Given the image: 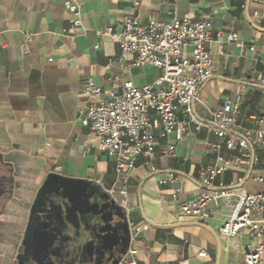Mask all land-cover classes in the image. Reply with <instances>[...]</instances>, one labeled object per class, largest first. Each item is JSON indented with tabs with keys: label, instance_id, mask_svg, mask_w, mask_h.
Returning <instances> with one entry per match:
<instances>
[{
	"label": "crops",
	"instance_id": "obj_1",
	"mask_svg": "<svg viewBox=\"0 0 264 264\" xmlns=\"http://www.w3.org/2000/svg\"><path fill=\"white\" fill-rule=\"evenodd\" d=\"M79 1L85 31L72 38L63 34L74 20L65 0H0V264H119L121 260L120 264H127L133 260L112 243L114 239L112 248L104 247L98 236L95 212L109 201L119 205L107 191L118 189L121 180L114 160L100 151V139L81 122L88 102L83 89L90 79L105 93L120 91L126 80L137 87L155 83L161 69L133 67L134 56L123 57L119 43L100 32L109 27L119 30L131 15H141L144 22L150 18L167 22L171 12L213 22L214 39L206 47L216 71L199 89L201 103L194 105V116L204 127L198 131L193 124L180 143L175 136L161 138L162 146L175 144L174 155L167 156L159 148L152 161L142 157L136 163L128 181V209L121 206L135 234L130 248L137 251L138 264H245L236 245L220 232L232 215L234 200L211 203L213 214L206 223L181 218L179 207L204 191L198 177L215 158L207 152L217 142L210 111L222 110L227 102L238 103L237 120L243 127L264 117L260 81L264 2ZM133 1L140 6L135 8ZM229 33H237L239 41L228 42ZM190 53L188 48L185 54ZM179 116L185 118L183 113ZM250 172L248 167L231 168L217 184L230 186ZM52 174L81 182L85 190L69 195L50 187ZM168 175L177 181L161 184ZM245 187L249 192L263 189L252 179ZM83 208L96 216V228L82 221ZM37 225H49L48 244L41 241L45 229L39 231ZM251 242L246 234L238 240L241 245ZM202 251L208 256L201 257Z\"/></svg>",
	"mask_w": 264,
	"mask_h": 264
},
{
	"label": "built area",
	"instance_id": "obj_2",
	"mask_svg": "<svg viewBox=\"0 0 264 264\" xmlns=\"http://www.w3.org/2000/svg\"><path fill=\"white\" fill-rule=\"evenodd\" d=\"M133 6L138 8L140 3L133 1ZM65 8L74 20L71 29H65L63 34L73 38L85 31L81 3L65 0ZM169 16L167 22L156 18L144 22L141 15H131L125 17L119 30L109 27L100 32L119 43L123 57L134 56L133 67L152 65L161 69L162 75L155 83L137 87L132 80H126L120 91L105 93L90 79L83 89L88 102L81 122L100 139V151L114 160L121 186L107 192L126 210L128 181L138 160L144 157L152 161L159 148L172 156L175 144L167 142L162 146L161 138L175 136L180 143L192 132L193 124L198 131L204 127L194 116V105L201 103L198 96L201 86L215 75L216 66L206 47L214 39V25L209 19L179 17L175 12ZM225 39L236 43L239 35L229 33ZM31 40L28 35L27 41ZM188 48L191 53L186 55ZM260 81L264 86V76ZM180 113L185 115L184 119ZM238 114L239 104L231 102L222 110L210 111L217 142L209 145L207 152L215 158L199 174L204 191L181 204L179 216L206 223L213 214L209 209L211 203L234 200V210L223 223L221 235L236 245L245 264H264V117L254 118L251 127H243L238 123ZM242 167L251 168L248 176H239L230 186L217 184L218 178L231 168ZM248 179L263 189L249 192L245 187ZM176 181L174 175H168L161 184ZM245 234L252 242L241 245L238 240ZM134 239L132 233L131 240ZM128 252L133 260L127 264H138L134 260L137 251L130 248ZM200 256L207 257L208 253L202 251Z\"/></svg>",
	"mask_w": 264,
	"mask_h": 264
},
{
	"label": "water",
	"instance_id": "obj_3",
	"mask_svg": "<svg viewBox=\"0 0 264 264\" xmlns=\"http://www.w3.org/2000/svg\"><path fill=\"white\" fill-rule=\"evenodd\" d=\"M57 175L58 174L51 175L47 183L48 186H56L57 190L68 192L69 195H72L73 192L80 194L81 190H85V187L81 186L83 185L81 182L69 181ZM39 209H41V205L38 206L36 210ZM81 212L82 221H84L86 225L91 224L92 226H94V228H96V225H98V223L94 224L96 222L94 217H99L98 236L104 247L109 246L110 248H112V244L110 245V240L114 239L112 243L114 242L113 244L122 249L123 255H125L129 251L131 244V229L129 219L125 210L114 200L109 201L107 204L102 206L99 211H96V216L94 215V217L90 210H85L83 208ZM115 217H117L119 221L114 223ZM120 263H122V260L120 261Z\"/></svg>",
	"mask_w": 264,
	"mask_h": 264
},
{
	"label": "flooded vegetation",
	"instance_id": "obj_4",
	"mask_svg": "<svg viewBox=\"0 0 264 264\" xmlns=\"http://www.w3.org/2000/svg\"><path fill=\"white\" fill-rule=\"evenodd\" d=\"M35 225H32V227H34ZM36 228V227H35ZM45 229L44 231H46V232H44L43 233V235L44 234H46V236H45V238H43L41 241L42 242H44V243H49V225H37V229H39V231L41 230V229ZM34 234H37L36 232L34 233ZM36 237V235H33L32 236V238L34 239ZM38 240H40V237H39V239Z\"/></svg>",
	"mask_w": 264,
	"mask_h": 264
}]
</instances>
